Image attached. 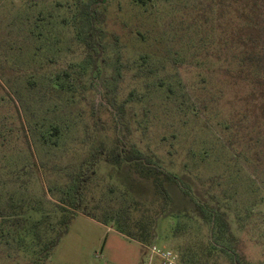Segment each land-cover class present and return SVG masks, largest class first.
I'll return each mask as SVG.
<instances>
[{
	"label": "rangeland",
	"instance_id": "374dc122",
	"mask_svg": "<svg viewBox=\"0 0 264 264\" xmlns=\"http://www.w3.org/2000/svg\"><path fill=\"white\" fill-rule=\"evenodd\" d=\"M76 1L0 0V264H165L151 248L185 264L188 244L205 246L200 210L176 185L164 184L174 206L149 246L98 218L136 199L156 208L150 182L103 162L116 146L109 103L133 152L213 213L233 258L208 264H264V0H106L95 16L106 97L78 65ZM59 79L68 95L49 88ZM99 151L80 195L97 218L62 223Z\"/></svg>",
	"mask_w": 264,
	"mask_h": 264
},
{
	"label": "trees",
	"instance_id": "16d2710c",
	"mask_svg": "<svg viewBox=\"0 0 264 264\" xmlns=\"http://www.w3.org/2000/svg\"><path fill=\"white\" fill-rule=\"evenodd\" d=\"M105 1L106 0H79L76 1L72 6H67V9L70 8L73 10H75L76 7V12L78 11L81 14L80 19L83 16V20L80 22L78 21L80 32L78 34L76 33V49L78 51L77 61L80 63H78V65L82 66L84 72L91 80V89L94 93L101 97L107 96V91L105 88V83L107 82V80L104 76V69L100 64V62L102 61V56L100 55L102 51L100 50L98 38L101 33V28L98 27V22L96 21L95 16L97 6L105 4ZM31 25H28L29 32H31L32 29H35V27L37 26L34 24L33 28H31ZM75 29H72L73 33ZM48 33H50V31H48ZM32 56L34 57L35 61H43L49 65L52 64L50 57L45 58L40 54L38 56L37 52L32 53ZM63 81V79H59V82H61L60 87L59 85L50 86L49 84V88L51 90H56L63 96L68 95L69 91L66 90V87L61 88L63 87V85H65L64 83H62ZM107 105L109 106H102L112 120V124L114 127V141L116 146L113 148L110 155L103 157V162L114 168L123 167L124 169L133 172L140 178V182H150V185L153 189V194L151 197L146 198V200L154 202L156 204V208L155 210L142 208V206L138 205L140 202H135L137 201L136 199L135 201L131 200L132 202L130 204L122 205L118 212L112 214L111 219L101 217L98 218L102 221L112 222L116 230L127 239L132 240L141 246H149L156 238L155 226L157 220L161 217L169 216L170 208L174 206V200L170 196L168 188L171 185H176L179 188L180 194L183 193L186 197H189V199H191V202L195 203L198 210H200L199 212L201 213V219L208 228V237L205 246L201 249H196L188 244L187 247L183 250L181 256L182 261L185 264H208L209 256L214 254L221 255L223 253H225L226 256L233 258L231 252L226 250V246H224V244H220L221 242L216 236L215 230L217 225L214 222L213 213L210 212L208 213L207 217L204 216V213L201 211V209L204 208L203 204L195 200L194 197L189 194L188 190H186L182 186L180 181L174 175L159 166H155L141 155L133 152L132 148L126 144L122 136H120L119 134L120 132L118 130H120L121 124L118 119V113L112 108L110 103ZM110 108H112L113 110L110 111ZM95 123L98 126L99 122L97 121V119L95 120ZM99 156H102V153L100 151L96 154H93L88 162L82 163V165H84L85 171L82 172L79 177H77V187L75 188V191L73 193L74 195L72 197V202L68 205L71 212L69 213V216L67 215L68 212H61L57 215L58 218L59 215L63 214L62 223L65 222L66 219L73 216L72 211H78L80 214L89 218L97 216H94V213L87 209V204H84L82 202L80 195L82 194L83 189L88 186L92 177L95 175V167L98 162V159L96 157L99 158ZM33 169L36 170L35 165L33 166ZM166 183L167 185L170 184V186H164V184ZM57 223L58 222L55 221L51 224L52 226H50V229L44 232L42 241L40 243H37L34 249L37 248L38 250V248L41 247L42 242L54 230ZM231 262L232 264H237L234 259Z\"/></svg>",
	"mask_w": 264,
	"mask_h": 264
},
{
	"label": "built area",
	"instance_id": "2783aa9c",
	"mask_svg": "<svg viewBox=\"0 0 264 264\" xmlns=\"http://www.w3.org/2000/svg\"><path fill=\"white\" fill-rule=\"evenodd\" d=\"M150 254L151 255H157L158 257H160V259L165 263V264H175L174 260L176 259V256L174 255L173 257L169 254H157L156 250L154 248H151L150 250Z\"/></svg>",
	"mask_w": 264,
	"mask_h": 264
}]
</instances>
